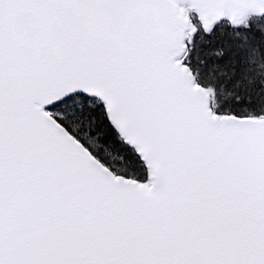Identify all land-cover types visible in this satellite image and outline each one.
Masks as SVG:
<instances>
[{
  "label": "snow or ice",
  "instance_id": "snow-or-ice-1",
  "mask_svg": "<svg viewBox=\"0 0 264 264\" xmlns=\"http://www.w3.org/2000/svg\"><path fill=\"white\" fill-rule=\"evenodd\" d=\"M0 264H264V0H0Z\"/></svg>",
  "mask_w": 264,
  "mask_h": 264
}]
</instances>
